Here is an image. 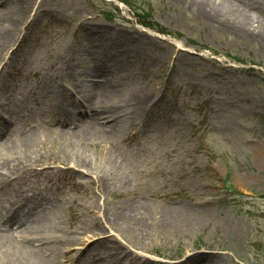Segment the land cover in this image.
Wrapping results in <instances>:
<instances>
[{
  "label": "rangeland",
  "instance_id": "rangeland-1",
  "mask_svg": "<svg viewBox=\"0 0 264 264\" xmlns=\"http://www.w3.org/2000/svg\"><path fill=\"white\" fill-rule=\"evenodd\" d=\"M42 1L50 15L35 32L43 39L37 51L44 61L66 48L73 49L71 63L88 49L142 60L148 75L141 81L158 87L159 110L170 116L129 146L117 141L128 180L100 200L101 207L106 201L118 216L136 200L157 217L189 207L209 215L187 234L153 237L147 252L127 249L107 230L93 238L87 233L90 243L99 240L116 254L124 247L161 264H264V0ZM144 20L168 34L145 27ZM84 21L108 34H90ZM72 195L78 203L69 207L85 214L87 199ZM59 264L69 263L61 257Z\"/></svg>",
  "mask_w": 264,
  "mask_h": 264
},
{
  "label": "bare ground",
  "instance_id": "bare-ground-1",
  "mask_svg": "<svg viewBox=\"0 0 264 264\" xmlns=\"http://www.w3.org/2000/svg\"><path fill=\"white\" fill-rule=\"evenodd\" d=\"M38 3L0 0V223L19 225L1 235L0 264H59L61 257L69 264H161L124 247L116 254L99 240L90 243L87 233L114 232L127 249L145 251L153 237L187 234L209 218L190 207L157 217L136 200L116 216L106 201L99 204L128 180L117 141L129 146L169 116L159 110L162 95L141 81L148 75L142 60L88 49L77 51L71 63L67 54L73 49L66 48L44 61L37 51L43 39L35 31L50 14ZM85 22L90 34H108ZM133 68L139 77L129 74ZM24 177L34 181L29 185ZM72 191L87 199L85 214L69 207L78 203Z\"/></svg>",
  "mask_w": 264,
  "mask_h": 264
},
{
  "label": "trees",
  "instance_id": "trees-1",
  "mask_svg": "<svg viewBox=\"0 0 264 264\" xmlns=\"http://www.w3.org/2000/svg\"><path fill=\"white\" fill-rule=\"evenodd\" d=\"M120 1H122L124 4L128 5V2L126 0H120ZM143 24H144L145 27H148V28H150L152 30H155V31L160 32V33H163V34H168V32H166L167 30H165L161 26H158L154 22L144 20L143 21Z\"/></svg>",
  "mask_w": 264,
  "mask_h": 264
}]
</instances>
